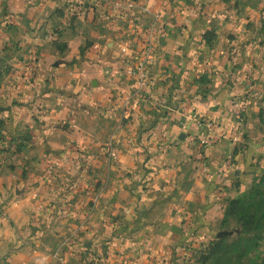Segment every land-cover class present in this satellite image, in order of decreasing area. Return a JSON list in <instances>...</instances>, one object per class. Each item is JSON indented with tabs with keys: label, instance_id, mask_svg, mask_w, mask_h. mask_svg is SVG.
Returning a JSON list of instances; mask_svg holds the SVG:
<instances>
[{
	"label": "crops",
	"instance_id": "crops-1",
	"mask_svg": "<svg viewBox=\"0 0 264 264\" xmlns=\"http://www.w3.org/2000/svg\"><path fill=\"white\" fill-rule=\"evenodd\" d=\"M263 2L0 0V264H200L264 173Z\"/></svg>",
	"mask_w": 264,
	"mask_h": 264
},
{
	"label": "trees",
	"instance_id": "trees-1",
	"mask_svg": "<svg viewBox=\"0 0 264 264\" xmlns=\"http://www.w3.org/2000/svg\"><path fill=\"white\" fill-rule=\"evenodd\" d=\"M231 221L240 228L229 231ZM226 230L227 234L216 236L204 249L196 251L200 264H264L261 257L257 262L248 260L264 233V173L248 191L227 203L222 221V231ZM233 237L235 240L229 243Z\"/></svg>",
	"mask_w": 264,
	"mask_h": 264
},
{
	"label": "rangeland",
	"instance_id": "rangeland-1",
	"mask_svg": "<svg viewBox=\"0 0 264 264\" xmlns=\"http://www.w3.org/2000/svg\"><path fill=\"white\" fill-rule=\"evenodd\" d=\"M263 4V10H264V2L262 3ZM263 20H264V18H263ZM145 37H146V40H145V44H144V47H143V52L146 50L147 51V53L149 52V49H150V52L152 51V45L150 44V45H148V40L152 37V29H150V30H146V32H145ZM151 56H152V53H151ZM250 188V187H249ZM249 188L248 189H244V191L242 190L241 192H240V194H242V193H244V192H246V191H248L249 190ZM239 194V195H240ZM238 228H240V225H238L235 221H231L230 222V225L227 227V229L230 231V230H233V231H235L236 229H238ZM228 230H226V231H222V232H227ZM235 237H233V238H230V240L228 241L229 243H231L233 240H235L234 239ZM67 239V242H68V244H70L71 243V240L70 239H72V237H68V238H66ZM70 242V243H69ZM74 242V241H73ZM257 244H259V247H258V249H254L252 252H251V254L249 255V259L248 260H250V261H252V262H257V261H259V259H260V257L261 258H264V233H263V235H262V237H261V240H260V242H258ZM52 250V251H51ZM51 252V253H50ZM193 255H195V253H196V250H193ZM45 254V253H44ZM58 255V243L57 244H54V247L53 248H51L50 249V251H48V253H46V256H48L49 258H52L53 259V255ZM189 255H190V253H189ZM191 256V257H193V258H197L196 256L194 257V256ZM55 260H57V259H55ZM60 260V259H59ZM57 262V264H58V260L56 261Z\"/></svg>",
	"mask_w": 264,
	"mask_h": 264
},
{
	"label": "built area",
	"instance_id": "built-area-1",
	"mask_svg": "<svg viewBox=\"0 0 264 264\" xmlns=\"http://www.w3.org/2000/svg\"><path fill=\"white\" fill-rule=\"evenodd\" d=\"M151 44V38L148 40V45ZM152 60V56H151V52L149 49V52L147 53V51L145 50L144 56L141 60H138V62L135 63V67L134 68H130L129 70V74L130 75H135L139 81H141L142 83L148 80V73H147V65L148 63L150 64ZM198 126H203L206 127L209 131L215 133L216 127L214 125H212L209 122H203V123H199ZM215 135H218L215 134ZM54 258H56L58 260V255H53ZM36 264H42L41 261H36Z\"/></svg>",
	"mask_w": 264,
	"mask_h": 264
},
{
	"label": "water",
	"instance_id": "water-1",
	"mask_svg": "<svg viewBox=\"0 0 264 264\" xmlns=\"http://www.w3.org/2000/svg\"><path fill=\"white\" fill-rule=\"evenodd\" d=\"M225 234H227V233L226 232H220V233L217 234V237L219 238V237H221V236H223Z\"/></svg>",
	"mask_w": 264,
	"mask_h": 264
}]
</instances>
